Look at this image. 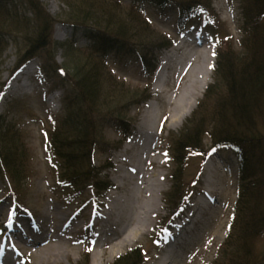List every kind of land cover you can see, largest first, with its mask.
Wrapping results in <instances>:
<instances>
[{
    "label": "trees",
    "instance_id": "1",
    "mask_svg": "<svg viewBox=\"0 0 264 264\" xmlns=\"http://www.w3.org/2000/svg\"><path fill=\"white\" fill-rule=\"evenodd\" d=\"M62 1L71 13L66 24L91 40L87 47L78 46L76 38L65 43L56 41L53 28L59 20L54 19L39 0H20L19 4L33 13L32 19L20 15L17 5L10 7L0 0V53L7 48L6 38L12 33L16 37L25 34L27 48L23 52L27 53L21 55L20 65L35 56L45 60L50 53L54 62L55 52L63 49L67 63L59 66L54 62L53 67L73 86L75 96L74 100L65 99L66 113L55 121L47 134L61 169L57 182L62 189L78 194L82 189L91 188L95 199H101L113 185L100 176L112 165L97 167L95 152L119 150L132 137L135 120L128 117V112L153 97L149 86L142 91L137 89L135 93L129 91L112 74L107 56L115 50L113 47L133 55L141 61L151 80L159 64L156 51L169 48L173 41L160 39L157 43H146V32L150 27L146 23L143 0H133L124 10L118 2L109 0ZM154 3L161 8L168 5L177 8L178 25L183 28L196 14L201 19L203 13L211 21L212 0H160V3ZM246 5L245 37L240 41L246 54L243 57L234 54L231 41L226 38L218 41L214 84L205 95L209 106L203 109L205 101L199 103L193 125L178 135H171V161L176 170L167 198L170 213L162 219L159 232L162 237L171 228L190 200L191 188L185 185L183 176L192 160L204 161L213 150L229 148L237 153L240 162V185L228 234L219 249L218 260L224 258V264H264V253L256 248L259 239L264 237V133L257 126V120L264 118V35L261 37L264 33V0H248ZM51 60L47 58L49 63ZM222 89L225 90L223 93ZM2 124L0 121V177L7 181L9 195L22 201L29 176L23 160L17 157L18 152H13V145L20 146L22 157L27 151L15 125ZM106 124L122 135L115 145H107L101 137ZM206 139L211 141L210 147L206 145ZM148 259V253L139 245L111 264H145Z\"/></svg>",
    "mask_w": 264,
    "mask_h": 264
},
{
    "label": "rangeland",
    "instance_id": "2",
    "mask_svg": "<svg viewBox=\"0 0 264 264\" xmlns=\"http://www.w3.org/2000/svg\"><path fill=\"white\" fill-rule=\"evenodd\" d=\"M39 1L54 19L59 20L53 28V37L56 41L65 43L76 38L78 46L87 47L89 45L91 41L89 38L66 24L65 21H67L71 13L70 8L62 0ZM109 1L118 2V5L122 8L121 10H124L123 8H128L133 0ZM155 1L160 3V0H143L148 19L146 23L150 27V30L146 29L147 38L145 41L146 43H150V41L157 43L163 40L175 43L169 49L163 48L156 51L155 54L158 56L159 64H162L164 56L174 49L176 44L188 37L194 40H206L215 55L218 41L227 37V40L231 41L232 48L235 51L233 52L234 54L242 57L246 54V50L243 49L240 41L245 37L243 26L246 20L245 13L248 7L246 1L248 0H212L211 21L203 13L201 14V19L196 14L195 18L189 20L185 31H183V27L178 25V9L171 5L161 8L156 6ZM4 2L10 7L17 5L20 15L33 18L34 15L30 9L19 4L20 0H4ZM122 14L125 16L124 11ZM23 35L25 34H18L17 37L13 33L12 36L8 35L6 38L8 46L3 53H0V121H3V126L10 123L14 127V124L15 130L19 131V133L21 132V140L27 151H24V153H27V155L22 157L20 146L15 147L13 145V152H18V159L21 158L23 160L29 180L23 189L22 201L16 202L11 195H8L7 181L0 177V217L4 213H8L11 217L13 215L16 218L25 217V221L38 222L36 226L33 223H29L28 226L24 225L25 235H27V232H31L32 234L30 235L47 233L56 242V235H59L61 239L69 237L70 242L67 245L69 256L61 258L58 262L53 260L42 262L37 255H35L36 258L31 255L24 256V247L18 250L19 255L10 248L13 252L12 259L19 263L21 262L20 264H111L121 255L140 245L146 250L150 260H155L163 246L169 241V243L173 241L172 237L176 239L175 241H183V238L191 236V245L189 244L186 249L182 248V253L178 254L181 256L178 264H224L226 260L222 257L218 260V256L220 253L219 249L226 238L221 241L217 237L226 228L228 234L240 185V162L238 161L237 153L229 148L214 151L209 156L212 158L216 170L214 177L216 183L213 184L214 190L209 194V198H206L211 209L200 207L198 213L196 212V216L199 217L198 220L192 226L188 224V229L191 232L187 229L182 231L183 233L181 232L183 223L197 208V205L202 200V195L205 196L206 192L205 165L209 157L204 161L195 158L185 170L183 176L185 185L191 188L190 200L182 210V215L176 217H179V220L177 219L178 221L172 223L171 230L166 231L162 237L158 235L162 227V219L170 213L167 198L173 187L172 178L176 170V165L171 161V135H178L186 127L193 125L199 103L205 101L203 109L209 106L207 105L208 98L206 100L205 95L209 86L214 84V73L212 82L199 100L195 110L183 123V126L181 128H172L169 126L171 116L166 99L175 89L178 88L180 91L182 88L181 82L177 84V82L169 81L167 88L171 89L170 92H157L155 90V80L160 65L157 67L154 77L149 80L139 59L130 54L126 55L123 50L120 51L119 48L113 47L115 50L107 56V63L112 74L120 82H123L125 87L129 88L132 93L137 92L135 91L137 89L142 91L149 86L153 97L139 107L137 105L133 106L128 112V117L135 120L132 126L133 136L130 140L126 141L119 150L110 151L111 153L107 152L109 154L101 150L95 152L94 163L97 167L112 165V168L103 170L100 178L103 181H110L113 185L112 189L105 192L103 198L95 199V192L91 188L82 189L83 191H80L79 194L65 188L62 189L57 182L61 169L59 170L58 162L55 160L47 141L48 131L52 130L55 126V121L66 113V109L64 111L62 109L65 99L69 97V99L74 100L73 86L61 78L53 67L55 66L54 62L59 66L64 65L67 63L68 58L63 49H59L55 52L54 62L51 60L52 53H50L45 60L35 56L20 65L22 63L21 55L27 53V51L23 52L27 48ZM263 35L264 33H262L261 37ZM182 52L183 50L180 51V54ZM47 58L51 60L50 63ZM23 70L26 74L17 79V75ZM168 73L171 74L172 69ZM224 91L222 89V93ZM150 101H154L156 109L163 111L156 135L157 140L154 142L156 151L152 153V157L161 160L162 164L160 166L149 162L146 168L147 174L160 175L162 173L161 175H163V178H160L164 190L162 199L161 196L158 198L159 203L160 199L163 203L162 211L153 220L154 225L152 228L133 244L112 257L110 256L111 247H106V249L108 248L106 255L96 260L94 254L97 243L96 227L99 226L98 221L102 222V219L107 216L109 195L116 194L119 197H123L132 186L129 184H126L125 187L118 186V179L121 175L119 166L123 165L119 157L123 155L127 146L136 144L128 151L125 158H130L138 151L137 138L139 128L145 130V127L140 123ZM163 106L164 109L162 108ZM263 120L264 118L260 121L257 120V126L262 133H264ZM101 137L107 145H115L122 139L121 133L113 126L107 124L103 125ZM16 144L18 145L17 141ZM206 145L210 147L211 141L206 139ZM165 153H167V157ZM59 218L69 220V226L59 229L58 226L61 223L56 224ZM52 224L55 226H52ZM76 224H79L78 227L73 228ZM122 228L123 225L118 226L115 234L120 233ZM2 230L0 226V239L4 240ZM40 236L42 235L37 237ZM89 248H91V251L87 250ZM256 248L258 252L264 253V237L259 239ZM177 250H181L179 244Z\"/></svg>",
    "mask_w": 264,
    "mask_h": 264
},
{
    "label": "bare ground",
    "instance_id": "3",
    "mask_svg": "<svg viewBox=\"0 0 264 264\" xmlns=\"http://www.w3.org/2000/svg\"><path fill=\"white\" fill-rule=\"evenodd\" d=\"M184 50L180 54L181 50ZM216 55L207 44L206 40H194L189 37L181 40L176 44L174 49L168 52L163 62L158 68L156 75L157 92H170L168 89L169 81L181 82V89H175L173 93L167 96V107H169L170 121L169 126L172 128H181L183 123L189 117L198 105L199 100L203 97L209 84L212 82L214 69L216 67ZM172 69V73L168 71ZM26 72L23 70L17 75V79L24 76ZM177 78V79H175ZM174 79V80H173ZM173 85V84H171ZM10 89V88H9ZM179 91V92H178ZM164 109V106L162 107ZM162 110L155 108L154 101H150L142 116L140 123L145 127V130L139 128L138 135V151H136L130 158H125L128 151L134 146H127L124 149L123 155L119 158L123 165L119 166L121 173L118 179V186L125 187L126 184L132 185L123 197L111 194L107 203V216L98 221L99 226L96 227V247L94 249L95 259L106 255L108 248L111 247L110 256H115L123 249L133 244L138 238L146 234L154 225V219L161 213L163 203L161 201L164 187L162 186L161 178L163 175H154L146 173L149 162L156 163L161 166L162 162L159 159H154L152 153L156 151L155 141L157 140V132L159 130V123L162 118ZM205 196L202 195V200L197 205V208L189 215L188 219L183 223L181 232L188 228V224L192 226L199 217L196 212L200 207H208L207 203L209 194L214 190L215 167L212 158H208L205 165ZM161 177V178H160ZM159 196H161L159 203ZM207 198V199H206ZM203 211V210H201ZM205 211V210H204ZM25 217L16 218L11 217L8 213H4L0 217V226L3 229L2 238L0 239V264H20L12 259L13 252L19 255V251L23 247L24 256L35 255L42 262H49L51 260L58 262L61 258L69 256L68 244L69 237L61 239L59 235L55 236V240L50 238V234L40 233L38 235H30L31 232L24 234L23 226L33 223L34 226L38 223L25 221ZM61 221V222H59ZM57 225L59 229L67 228L69 220L66 218H59ZM73 221V220H72ZM36 222V221H35ZM76 224L73 228L78 227ZM123 228L121 232L116 233L118 226ZM52 226H55L52 224ZM132 226V227H131ZM26 230V229H25ZM191 232V231H190ZM42 235L40 237H37ZM227 236V228L217 238L223 241ZM188 236L183 238V241H173L167 243L160 251L159 256L148 264H178L182 248L192 243ZM190 238V240H189ZM170 242V241H169ZM178 244L181 250H177ZM10 248L13 249L10 250Z\"/></svg>",
    "mask_w": 264,
    "mask_h": 264
},
{
    "label": "snow or ice",
    "instance_id": "4",
    "mask_svg": "<svg viewBox=\"0 0 264 264\" xmlns=\"http://www.w3.org/2000/svg\"><path fill=\"white\" fill-rule=\"evenodd\" d=\"M226 39H227V37H226ZM165 156L167 157V153H165ZM88 251H91V248H89V249H87Z\"/></svg>",
    "mask_w": 264,
    "mask_h": 264
}]
</instances>
